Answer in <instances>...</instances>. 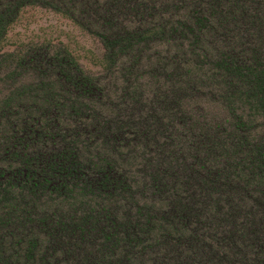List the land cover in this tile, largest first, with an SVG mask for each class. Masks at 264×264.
<instances>
[{
  "label": "trees",
  "instance_id": "1",
  "mask_svg": "<svg viewBox=\"0 0 264 264\" xmlns=\"http://www.w3.org/2000/svg\"><path fill=\"white\" fill-rule=\"evenodd\" d=\"M0 264H264V0H0Z\"/></svg>",
  "mask_w": 264,
  "mask_h": 264
},
{
  "label": "rangeland",
  "instance_id": "2",
  "mask_svg": "<svg viewBox=\"0 0 264 264\" xmlns=\"http://www.w3.org/2000/svg\"><path fill=\"white\" fill-rule=\"evenodd\" d=\"M44 44L68 50L91 77L103 72L104 50L100 42L65 17L39 7L25 8L20 13L6 35L1 53L22 52Z\"/></svg>",
  "mask_w": 264,
  "mask_h": 264
}]
</instances>
